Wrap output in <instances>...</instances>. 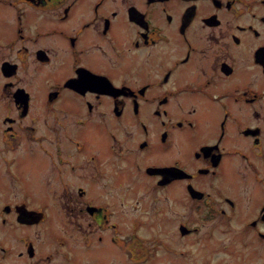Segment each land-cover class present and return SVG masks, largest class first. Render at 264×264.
I'll use <instances>...</instances> for the list:
<instances>
[{
    "label": "flooded vegetation",
    "instance_id": "af4514ba",
    "mask_svg": "<svg viewBox=\"0 0 264 264\" xmlns=\"http://www.w3.org/2000/svg\"><path fill=\"white\" fill-rule=\"evenodd\" d=\"M0 11V49L16 54L0 58V99L15 105L0 112V222L16 229L0 237V264L50 263L60 247L79 263L56 195L85 229V264L107 246L154 257L148 245L174 264L171 238L213 244L217 228L229 264H264V0H0ZM43 187L50 199L30 202Z\"/></svg>",
    "mask_w": 264,
    "mask_h": 264
},
{
    "label": "rangeland",
    "instance_id": "374dc122",
    "mask_svg": "<svg viewBox=\"0 0 264 264\" xmlns=\"http://www.w3.org/2000/svg\"><path fill=\"white\" fill-rule=\"evenodd\" d=\"M9 10L12 12V14H14V11L12 8H9ZM11 19H12V17L10 18V20ZM1 20H5V17L3 15L2 11H0V27L4 26L1 23ZM206 39H207L206 33L203 32L202 40L205 42ZM135 57H136V55L132 56L131 58H126L125 60H122V61L124 62V65L127 68H129L131 65H133L137 62ZM0 58L16 59V54L14 52L7 53L6 51L0 49ZM70 59H71V57H70L68 52L61 53L57 58V66H60L61 63L70 62ZM65 68H66V65H64L62 70H64ZM24 72H25V69H22V71L20 72V74L22 76H24V77H22V79L25 80L26 82L30 83L28 81L29 77H27V75H24L23 74ZM1 81H2V78L0 76V82ZM33 82H36V81L34 80ZM10 108H15V105L13 104L12 101H10L8 99H6V100L0 99V112L1 113H7ZM37 108L38 109L42 108L39 100H38V107ZM0 146H1V144H0ZM0 152H2V150H0ZM2 161H3V159H2L1 154H0V166L2 165ZM188 165H190V164L188 163ZM240 167L242 168V173H244L245 169L243 168L242 165ZM249 170H251V169H249ZM0 172H1V168H0ZM0 176H1V173H0ZM234 179H235V181H239V186H240V181H242V182L246 181L245 178L243 177V175L240 174V171H238V165H236V170L234 171ZM223 180L226 181V177L223 178ZM248 184L250 185L251 181L248 180L247 186H248ZM55 185H57L58 189L63 188L60 185L59 180L51 186H55ZM169 187H172V186H169ZM46 188L47 187H43L42 188L43 192H40L37 194H35L34 192L31 191L33 196L28 195V199H30L32 201H30V200H28V201L35 202L37 200L50 199L49 193L46 191ZM203 188L209 190L208 188H205V187H203ZM0 191L4 192L2 189H0ZM239 192H241V191L238 188H236L234 190V196L237 195ZM96 197H99V195H96ZM253 202L257 203L256 200H254ZM54 203H55V210L58 212L59 216L61 217L59 224H61V225L65 224L66 230L68 233H70L74 236H76V235L79 236L78 239L76 237H72V240H73L74 246L76 247L77 253L79 254V256L82 259L75 261V262H79V263L72 262L70 264H83L85 254H87V256H89L88 250L86 252V249H84V247L81 246V243H83V236H81V235L84 233L85 229L80 227V230H78L76 228V231H75L71 225L73 222H76L75 215L77 214V212H76V210L69 209L68 207H65V204H64L65 198L62 196L56 195V197L54 198ZM66 214H69L71 216V220H73V222L67 223L66 219H64V216ZM176 215H179V213H176ZM202 215L205 216V213H203ZM85 217H86V215L82 214L81 216H78V220H81L83 222L84 221L83 219H85ZM57 228H58V226H57ZM58 229H60V228H58ZM14 230H16V229L10 228L8 226H6V229H4L2 223L0 222V237L2 239H3V237L10 236V232L12 233ZM50 231H51L50 229L44 230L42 237H40V239H39V242H43V251H45L49 247H52L53 249L56 248L55 244H52V245L50 244L51 242L49 241L50 239L47 235V232L49 233ZM154 233H156V232H154ZM220 236L223 238H226L225 234H221ZM209 237H210V235L208 234L207 236H204L200 242H198L197 244H194L195 236H192L191 237V243H189V240H187L186 244H182V241H179L178 242L179 245H184V246H179V247L176 246L177 240L174 238H171L167 257H169L174 264H181V263H184L187 261V260H185L186 256H187V255H185V253H194V254L195 253H202L203 254L204 252L217 253L219 260H212L210 262L211 264H219V263L229 264L231 262V260H229L228 257H231V256L225 257L224 255L221 254V253H227L228 250H223L225 247L222 244H220V242H219V228L214 230L213 236H212L213 242H216V241H218V242L210 244L209 243L210 242ZM157 239H158L157 234H154L152 236L150 242H156ZM135 240L136 241L141 240V236L139 235V233L135 234ZM20 248L21 247H19L18 250ZM232 248H234L236 251L239 250L238 246H236V245H232ZM232 248L230 247L229 249L232 250ZM58 249H59L58 254L56 256H54L53 260L50 263H49V261H47V259H43L42 263H38L35 261L33 264H66L67 261H64L63 257H62L63 255H62L61 247ZM148 249L150 250V252H152L154 254V257H148L146 259H140V260H132L131 258L133 256L128 257L127 255H124L123 254V253H125L124 250H122V249L118 250V248H115L112 250L111 247H109V246H107L105 248L99 247L95 250H92L91 252L97 253L98 257H95V258L97 259L98 262H101L102 264H165V260L157 261L158 256L156 255V250L154 247H150L148 245ZM18 250L16 252H18ZM243 250H246V252L248 251L247 248H244ZM65 251H70V246H68V248H66ZM111 251L115 253L117 258H114V259L110 258V256L108 254ZM262 251L264 252V244H262ZM46 252H48V251H45L43 253L45 254ZM90 259L93 260L94 257H92ZM233 259H234L233 261H235V258H233ZM12 260H13V262H12L13 264H28L27 260H24L23 258H19L18 255L14 256V258ZM18 260H20V261H18ZM188 263L189 264H208V260L207 261H201V262L192 260V261H188ZM8 264H10V263H8Z\"/></svg>",
    "mask_w": 264,
    "mask_h": 264
}]
</instances>
